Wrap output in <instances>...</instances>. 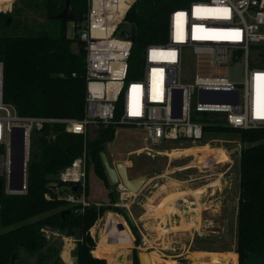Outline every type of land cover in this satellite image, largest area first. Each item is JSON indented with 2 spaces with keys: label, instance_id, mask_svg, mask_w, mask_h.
<instances>
[{
  "label": "built area",
  "instance_id": "2783aa9c",
  "mask_svg": "<svg viewBox=\"0 0 264 264\" xmlns=\"http://www.w3.org/2000/svg\"><path fill=\"white\" fill-rule=\"evenodd\" d=\"M136 1L87 2L78 32L87 52L85 113L81 119L19 114L12 104L3 101V62L0 61V179L4 181L5 193H27L31 135L46 123H63L66 131L82 134L85 139L102 125L131 124L146 131L147 146L168 140L199 141L205 134V125L222 124L239 129L264 126V0H191L188 5L189 0H176L178 5L168 16L167 41L145 45L140 76L127 78L136 36L131 40L121 35V31H130L131 24H135L126 16ZM236 50L242 52L234 60ZM187 53L193 54L198 71L193 82H183L181 77ZM236 62L244 64L241 82L222 71ZM202 89L226 91L231 101L201 102ZM235 90H239L237 103L232 102ZM180 91L181 107L174 108ZM194 111L220 114L224 121L193 120ZM15 127L23 129L22 134ZM21 137L23 147L18 150L15 142ZM19 157L22 167L16 168L14 160ZM20 181V188L13 187ZM75 185L77 189L73 190ZM52 186L57 195L72 204H80L81 211L91 205L86 198V151L59 172ZM118 191L120 201L116 206L133 193L122 183L118 184ZM43 233L47 241L61 235V231L50 226H45Z\"/></svg>",
  "mask_w": 264,
  "mask_h": 264
},
{
  "label": "trees",
  "instance_id": "16d2710c",
  "mask_svg": "<svg viewBox=\"0 0 264 264\" xmlns=\"http://www.w3.org/2000/svg\"><path fill=\"white\" fill-rule=\"evenodd\" d=\"M70 1L74 10L71 21L79 29L88 0ZM25 3L34 11L43 12L46 21L31 27L27 34L0 35L3 101L12 104L21 115L81 119L85 113L87 52L78 32L73 38L68 36L69 20L54 18L64 9L66 0H25ZM177 5L176 0H137L132 6L126 18L136 24L137 35L128 61L127 78L139 72L142 61L135 59L138 49L149 43L167 41L168 16ZM19 22L22 21L19 19ZM26 24L25 21L27 27ZM120 108L121 98L117 115ZM198 113H192L193 120L224 121L218 116L211 119ZM116 129L113 125H102L93 139H85L82 134L66 131L63 123L50 122L32 132L27 193H5L4 181L0 179V264H11L14 252L16 264H30V258L34 257V264H60L58 260H51L57 253L55 246L44 249L49 242L43 233L45 226L78 236L75 264H106L109 254L100 250L103 244L97 247L99 252L95 251L97 243H93L89 230L107 210L123 211L113 204L116 191L109 192L111 204L91 203L81 211L80 204H72L57 195L52 185L59 172L86 151L87 177L92 165L95 174L111 187L101 153H107V143L114 139ZM218 132H237L242 142L238 159L235 251L239 264H244L251 253L264 254V126L253 129L222 124L204 126V136ZM133 264H139L138 249H134Z\"/></svg>",
  "mask_w": 264,
  "mask_h": 264
},
{
  "label": "rangeland",
  "instance_id": "374dc122",
  "mask_svg": "<svg viewBox=\"0 0 264 264\" xmlns=\"http://www.w3.org/2000/svg\"><path fill=\"white\" fill-rule=\"evenodd\" d=\"M190 1L191 0L187 2V5ZM21 11H23V16L21 15V17H19L20 15L17 14ZM9 16H12L10 20ZM19 18L21 21H24V24L25 20L27 24L43 23L45 20V15L43 14V12L38 11L37 9L35 11L33 9L31 10L25 3V0H0V35L24 33L26 30V26H9L11 24L18 25ZM125 26L126 22L121 26V29ZM76 32H79V29H75L74 21L69 20L67 23L68 36L73 38ZM144 48L145 46L136 51L135 59L137 62H139V60L142 61ZM222 71L228 74L229 77L234 79L236 82H241L244 79L245 69L242 62L230 63L228 65V68L223 69ZM197 73L198 71L194 56L191 53H187L184 56L182 62V81L193 82ZM140 74L141 67L139 66V72L134 73L132 77H139ZM195 104L196 97L194 96L193 108L195 107ZM198 114L201 116L205 114L208 118L211 119L216 116H218V118H221L219 117L221 116L220 114ZM96 134L97 130L93 129L89 133L88 138L93 139ZM146 135V131L141 127L131 124H123L117 126L114 139L107 143L106 154L110 160V163L115 164L117 160L124 161L127 163L130 169L128 170L129 176H148V179L144 184V186L146 185V187L142 192L131 193L127 197V199L122 201V204H119V207L125 208L130 213V216L132 217L136 228L131 225L129 219L124 213H122L120 210L115 211L116 213H118V217L119 215L120 217H123L124 221L130 228L133 237L131 240L132 242L128 244H110L117 241H99L100 237L106 230L105 216L108 212L107 210L104 215L96 221L93 230L89 231L90 235L93 238V243L103 244L100 248H108L109 251L106 252L110 254L109 258L112 256L113 252H116L122 258V254L118 251L125 252V258L123 259L125 261L124 264H133L132 258L134 249H138V251H147L149 252L150 256H156L163 260H176L179 264H230L229 260L219 257L216 258V260L219 258L218 261L212 263L210 259L211 254L201 253L199 252V250H193L200 247L206 250H224L236 246L237 211L239 202V166L236 159H239V153L241 151L242 145V142L238 139V133H213L210 135H205L203 139L196 141L195 143L191 141H184V143H182L179 140H168L165 142L168 147L171 145L183 146L186 144L199 145L200 143L206 141H212V139L214 138L217 140L216 142L212 141L211 144L217 146L224 145L228 148V150L231 149L230 156L231 159H233L231 172L234 179V181L232 182V186L225 189L222 195H216L215 197L206 194L207 191L206 193L203 192L199 199L200 202L198 203L197 201L196 203L198 211L195 210V208H192L196 206H194V203H190V200L193 196L194 199L195 196L196 198L199 197V193L195 194L196 192H193V190L191 191L190 189L196 188L201 185L198 184L199 181H193L190 183L185 182L186 178L188 177L184 173V171L179 172L177 170V172H170L172 168L171 166L175 164L174 159H176V157L178 156L190 154L192 152L198 155L197 158L200 161H203L205 159L204 157L206 155H203V153L213 155L219 153V159H223L225 158L226 152L220 147L209 148V146L205 145L201 148L193 147L192 149H185L184 151H171L170 149H168L169 152L168 154H166L165 150L164 152H161L163 150L157 149L158 146L156 145L152 147L145 145ZM181 143L182 145H180ZM149 147L151 149H149ZM237 147L238 149H236ZM157 150H160V153H157ZM169 160L171 161L170 165H168ZM188 160L189 158L185 157L179 162H185ZM160 172L161 174L164 173L165 175L159 176ZM197 174H199V172ZM171 178H176L175 181L176 183H178L177 185L175 184V188L178 189V191L175 190L174 192H183L181 194H178L177 197L175 196V198L171 196L172 199L168 200L164 194H161V187H163L164 185L161 183H166V181H170ZM177 179L181 180L182 182H178ZM87 185L88 195H86V198L89 201L95 199H106L108 190L102 183V180L96 176L94 167L92 165L88 169ZM111 188L116 191L115 198L116 201L119 202L120 196L118 191V184H113L111 182ZM183 195H187V199L185 202L183 200L179 201V198L183 197ZM177 200L184 203V205L181 206L177 204L176 207ZM156 201L157 203H155ZM152 204H154L155 206ZM165 227H167L168 229ZM63 235L68 236L67 234L63 233L54 241H49L44 249H47L49 245L55 246L57 249V253L53 255L51 260H58L60 264H75V237L73 236L72 238H70L71 240H68L63 237ZM192 238L194 239V241H192ZM143 240L146 241L145 244H143ZM90 248L94 253V251L92 250L93 248ZM195 253L203 254L204 257L196 259L197 261H194L192 259L190 260V257H193ZM235 254L236 260L233 264H239V262L237 261L238 253ZM126 259L128 260V262ZM35 262L36 257L30 258V264H34ZM107 263L108 261L106 262V264ZM244 264H264V254L251 253L245 260Z\"/></svg>",
  "mask_w": 264,
  "mask_h": 264
},
{
  "label": "crops",
  "instance_id": "0c3cea01",
  "mask_svg": "<svg viewBox=\"0 0 264 264\" xmlns=\"http://www.w3.org/2000/svg\"><path fill=\"white\" fill-rule=\"evenodd\" d=\"M22 1H24V0H22ZM31 9V8H30ZM32 10V9H31ZM23 11H21V12H19L17 15H20L19 17H21V15L23 16V13H22ZM21 13V14H20ZM12 18V16H9V20ZM20 19V18H19ZM23 20V19H22ZM26 21V20H25ZM45 21H46V18H45V20H44V22L43 23H30V24H26L27 25V27H26V30H25V32L24 33H22V34H27V32L31 29V27H33V26H36V25H43V24H45ZM8 24V23H7ZM16 26V27H23V26H25V24H24V21H22V23H18V25H16V24H11V25H9V26ZM16 34H19V33H16ZM14 35V34H13ZM184 141H187V140H181V142L182 143H184ZM189 141V140H188ZM166 142V141H165ZM165 142H163V143H161V144H158V145H156V146H158V148L157 149H160V150H163V151H161V152H164V150H165V153L166 154H168V152H169V150L168 149H170L171 151H174V150H178V151H184L185 149H192L193 147H203V146H205V145H207V146H209V148H222L225 152H226V155H225V158H223V159H219V157L218 156H220L219 155V153H216V154H204L203 153V155H206L203 159V161H200L198 158H197V154H195V153H190V154H184V155H182V156H178V157H176V159H174L175 161V164L173 165V166H171L172 168H171V170H170V172H177V170L179 171V172H182V171H184V173L187 175V177L188 178H186V180H185V182H188V183H190V182H193V181H199L198 182V184L199 185H201V186H198V187H196V188H189L191 191L193 190V192L195 191L196 193L195 194H198L199 193V197H197L196 198V196H195V199H194V196L192 197V199L190 200V203H194V206H196V203H197V201H198V203L200 202L199 201V199H200V197H201V194L203 193V192H205L206 193V191H207V193L206 194H208L209 196H213V197H215L216 195H222L223 194V192L225 191V189H227V188H230L231 186H232V182L234 181V179H233V176H232V172H231V170H232V164H233V159H231V156H230V150H228V148L226 147V146H224V145H220V146H217V145H213V144H211V142L212 141H209V142H207V143H200L199 145H191V144H186V145H183V146H177V147H167V145L165 144ZM182 143L180 144V145H182ZM193 143H195V142H193ZM188 145V146H187ZM152 147V146H151ZM150 148V147H149ZM151 149V148H150ZM160 150H157L156 152L157 153H160ZM152 151H154V150H152ZM225 152H224V154H225ZM223 154V153H222ZM228 156V157H227ZM185 157H188L189 158V160L188 161H185V162H179L181 159H183V158H185ZM227 158V159H226ZM237 160V164H238V158L236 159ZM118 161H121V160H117L116 162H118ZM177 161V162H176ZM115 162V163H116ZM194 162H196V163H194ZM127 164V163H126ZM171 164V161L169 160V162H168V165H170ZM128 170H130L129 169V167H128ZM199 172V174H197ZM200 173H202V174H200ZM184 174V175H185ZM163 175H165L164 173H162L161 174V172H160V174H159V176H163ZM97 176V175H96ZM158 176V177H159ZM98 177V176H97ZM130 177H132V176H130ZM101 179V178H100ZM102 180V179H101ZM176 178H171V180L170 181H166V183L165 182H162L161 184H164L163 185V187H161V194L163 195H165L166 197H167V199L168 200H170V199H172V197H174L175 198V196L177 197V195L178 194H181L182 192H179V193H176V192H174L175 190H177L178 191V189H176L175 187H176V185L178 184V183H176ZM177 181L178 182H182L181 180H178L177 179ZM203 181V182H202ZM219 181V182H218ZM102 183L104 184V186L107 188V190H108V193H107V197H106V199H95V200H90V202L91 203H96L98 206H100V205H109V204H111L112 202H111V198H110V195H109V192H110V190L112 189L111 187H108V186H106L105 185V183L103 182V180H102ZM176 184V185H175ZM215 184V185H214ZM160 185V184H159ZM158 185V186H159ZM213 186H215V187H213ZM146 187V185L145 186H143L142 187V189L139 191V193L140 192H142L143 191V189ZM203 187V188H202ZM209 188V189H208ZM138 193V194H139ZM88 195V194H87ZM194 195V194H193ZM172 196V197H171ZM186 199H187V195H183V197H180L179 198V201L180 200H183L184 202L186 201ZM215 199V198H214ZM178 201V200H177ZM176 201V207H177V204L178 205H184V203H182V202H177ZM213 201V200H212ZM115 203H117V201L115 202ZM115 203H113V204H115ZM155 203H157V201L155 202ZM181 203V204H180ZM152 205H154V204H152ZM155 206V205H154ZM172 207V206H171ZM192 208H195V210H197L198 211V207L196 206V207H192ZM108 211H113V212H115L114 210H108ZM122 213H124L125 215H126V217L129 219V221H130V223H131V225L134 227V228H136V226H135V224H134V221H133V219H132V217L130 216V213L125 209V208H123V211H122ZM116 214H118V213H116ZM120 214V213H119ZM122 215V214H121ZM197 215V214H196ZM94 227V226H93ZM93 227H91L90 228V230H93ZM165 228H167V227H165ZM168 229V228H167ZM89 230V231H90ZM63 233L61 232V235H62ZM60 235V236H61ZM68 236H70V237H68ZM68 236H65V235H63V237H65L66 239H68V240H71L70 238H72L73 237V235H68ZM75 237V242H77V237L76 236H74ZM58 238V237H57ZM57 238H55V239H57ZM73 240V239H72ZM192 241H194V239L192 238ZM116 243V242H115ZM115 243H110V244H115ZM117 244V243H116ZM119 244H121V243H119ZM100 244H96V248H95V251L96 252H99V251H97V247L99 246ZM102 245V244H101ZM113 248V247H112ZM92 250H94V248L92 249ZM112 250V249H111ZM110 250V251H111ZM197 250H199V252H201V253H228V252H235V253H237L236 251H235V246L233 247V248H229V249H224V250H206V249H204V248H197V249H194L193 251H197ZM219 251V252H218ZM105 253H107L106 251H104ZM210 253V254H211ZM234 253V254H235ZM190 255H191V252H190ZM190 255H189V257H190ZM198 255H203V254H198ZM238 255V254H237ZM109 256H110V254H109ZM204 257V256H203ZM202 257V258H203ZM103 258V257H102ZM111 258V257H110ZM110 258H108L109 260H107L108 261V264H112V263H110ZM201 258V257H200ZM219 258H222V257H219ZM219 258L216 260V261H218L219 260ZM192 259V257H190V260ZM197 259H199V258H197ZM238 259H239V256L237 257V261H238ZM127 260V259H126ZM132 260H133V258H132ZM193 260V259H192ZM207 260H209V259H207ZM228 260V259H227ZM235 260H236V258H235ZM76 261V260H75ZM232 261V260H231ZM127 262H128V260H127ZM239 262V261H238ZM114 264H120V263H114Z\"/></svg>",
  "mask_w": 264,
  "mask_h": 264
},
{
  "label": "water",
  "instance_id": "95a60500",
  "mask_svg": "<svg viewBox=\"0 0 264 264\" xmlns=\"http://www.w3.org/2000/svg\"><path fill=\"white\" fill-rule=\"evenodd\" d=\"M74 16V10L73 6L71 4L70 0H66V4L64 9L58 13L57 15L54 16V18H62V19H67V20H72ZM130 31L127 30H122L121 35L129 37L131 40L135 39L136 36V25L131 24L130 26ZM241 50H236L234 53V60H237V58L241 54ZM235 97L232 102H238L239 101V90H235ZM180 93V99L174 101V108L176 107H181L182 104V99H181V91ZM199 99L201 102L204 101H210V102H226V101H231L226 97V91H211V90H204L202 89L199 93ZM14 130H20L21 134L23 132V129L19 127H15ZM23 147V138L21 137L20 140L15 142V148L18 150H21ZM238 149V147L236 148ZM102 156V161L105 166V170L107 172L109 180L113 184H119L122 183L128 190L132 192H139L144 184L146 183L148 176L147 175H139L136 177H130L128 174V165L124 161H118L115 164L110 163V160L105 152L101 153ZM14 165L16 168H21L22 167V158H15L14 160ZM13 187L15 188H20L21 187V181L18 185H14ZM1 182H0V196H1ZM77 186H73V190H76ZM148 254L149 252L147 251H138V259H139V264H149L148 261ZM17 259V253L14 252L12 257H11V264H15V261Z\"/></svg>",
  "mask_w": 264,
  "mask_h": 264
},
{
  "label": "bare ground",
  "instance_id": "6f19581e",
  "mask_svg": "<svg viewBox=\"0 0 264 264\" xmlns=\"http://www.w3.org/2000/svg\"><path fill=\"white\" fill-rule=\"evenodd\" d=\"M98 33H100L98 31ZM147 148V147H145ZM150 149V148H149ZM105 225L106 230L103 233V235L100 237L99 241H106V242H112L117 241L116 243H131L132 241V233L130 231V228L128 227L127 223L124 221L123 217L116 214V212L108 211L105 216ZM119 240V241H118ZM121 241V242H120ZM115 243V242H113ZM101 251H109L108 248H100ZM122 254V258L117 254L116 252L112 253V256L110 258V262L112 264L114 263H120L124 264V258H125V252L118 251ZM219 252V251H218ZM211 253V252H210ZM209 253V254H210ZM203 257V255H198L195 253V255L192 257V259L195 261L197 258ZM217 257H222L224 259H228L230 264H233L235 262L236 254L234 252H228V253H211V261L212 263L216 262ZM123 260V262H122ZM232 260V261H231ZM148 261L149 264H179L176 260H163L156 256H150L148 254ZM197 261V260H196Z\"/></svg>",
  "mask_w": 264,
  "mask_h": 264
}]
</instances>
